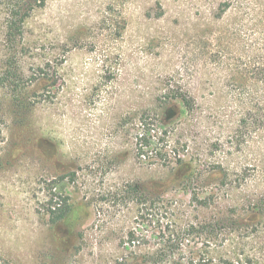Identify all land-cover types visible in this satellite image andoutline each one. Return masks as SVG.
Segmentation results:
<instances>
[{
    "label": "rangeland",
    "instance_id": "rangeland-1",
    "mask_svg": "<svg viewBox=\"0 0 264 264\" xmlns=\"http://www.w3.org/2000/svg\"><path fill=\"white\" fill-rule=\"evenodd\" d=\"M0 264H264V0H0Z\"/></svg>",
    "mask_w": 264,
    "mask_h": 264
},
{
    "label": "trees",
    "instance_id": "trees-1",
    "mask_svg": "<svg viewBox=\"0 0 264 264\" xmlns=\"http://www.w3.org/2000/svg\"><path fill=\"white\" fill-rule=\"evenodd\" d=\"M230 9V4L229 3H224L222 4V13H225ZM186 108H191L192 103L191 100L188 99V97L181 96L180 98ZM183 160H180V163H182ZM71 212L70 206L68 204V199L64 198L62 205H58L57 208L52 210L51 214L54 217V221H61L63 219H66Z\"/></svg>",
    "mask_w": 264,
    "mask_h": 264
}]
</instances>
